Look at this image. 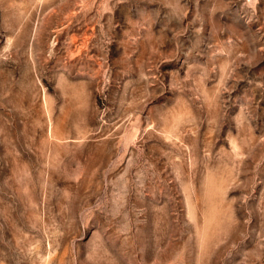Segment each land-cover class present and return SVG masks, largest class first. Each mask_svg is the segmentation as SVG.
Returning <instances> with one entry per match:
<instances>
[{
	"label": "rangeland",
	"instance_id": "374dc122",
	"mask_svg": "<svg viewBox=\"0 0 264 264\" xmlns=\"http://www.w3.org/2000/svg\"><path fill=\"white\" fill-rule=\"evenodd\" d=\"M0 264H264V0H0Z\"/></svg>",
	"mask_w": 264,
	"mask_h": 264
}]
</instances>
